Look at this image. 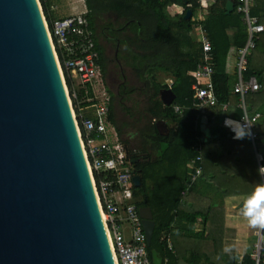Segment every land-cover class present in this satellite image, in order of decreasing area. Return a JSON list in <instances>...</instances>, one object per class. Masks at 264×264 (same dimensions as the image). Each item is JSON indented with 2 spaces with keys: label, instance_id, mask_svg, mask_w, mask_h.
I'll list each match as a JSON object with an SVG mask.
<instances>
[{
  "label": "trees",
  "instance_id": "trees-1",
  "mask_svg": "<svg viewBox=\"0 0 264 264\" xmlns=\"http://www.w3.org/2000/svg\"><path fill=\"white\" fill-rule=\"evenodd\" d=\"M47 22L54 19L47 0H39ZM87 18L95 33L100 52L104 81L107 75L108 58L98 31L106 30L115 43V59L122 80L115 92L110 89V119L127 149L128 157L136 174L141 176V187L134 188L138 208H151L155 228L151 245L166 262L178 264L181 255L168 247L167 238L176 220L195 222L201 218L206 225L210 210L186 211L182 207L184 192L190 187L191 168L188 162L198 155L194 148L197 138L202 140V175L215 170V157L229 139L205 141L198 130V120L203 116L196 106L194 84L202 83L195 76L201 45L193 32L194 24H200L212 47L213 83L217 105L206 109L211 118L243 116L239 95L234 92L237 80L238 49L245 45L247 27L236 7L226 13L227 0H216L209 6L208 15L195 21L193 16L201 6V0H84ZM183 7L182 13L172 12V6ZM190 9L192 16L185 19ZM252 14L264 23V12L256 7ZM114 17H113V16ZM113 17V18H112ZM171 77L170 89L176 97L171 105H165L160 90L168 88L158 79ZM255 76L260 89L247 94L245 102L249 112H260L255 131L264 139V31L258 36L256 47L248 58L244 77ZM131 77L134 82H130ZM66 84L72 92V83L66 75ZM137 81V83H136ZM81 93V92H80ZM76 105V100L73 99ZM89 103H83L86 106ZM226 105L222 108V105ZM180 110L176 111L175 106ZM123 110L124 118L117 119L115 108ZM75 111L79 113L78 107ZM165 123L167 130L158 127ZM248 141L249 152L254 148ZM240 141V140H238ZM243 141V140H242ZM229 142V141H228ZM256 147L261 153L262 142ZM261 149V150H260ZM264 157V156H263ZM258 191L261 187H258ZM257 192V191H256Z\"/></svg>",
  "mask_w": 264,
  "mask_h": 264
},
{
  "label": "water",
  "instance_id": "water-1",
  "mask_svg": "<svg viewBox=\"0 0 264 264\" xmlns=\"http://www.w3.org/2000/svg\"><path fill=\"white\" fill-rule=\"evenodd\" d=\"M42 11L39 0H0V264H115ZM175 97L160 90L165 105ZM139 212L150 246L152 211Z\"/></svg>",
  "mask_w": 264,
  "mask_h": 264
},
{
  "label": "built area",
  "instance_id": "built-area-1",
  "mask_svg": "<svg viewBox=\"0 0 264 264\" xmlns=\"http://www.w3.org/2000/svg\"><path fill=\"white\" fill-rule=\"evenodd\" d=\"M254 3V0H235L236 10L242 15L247 27L246 43L237 52V80L234 84L243 116L238 120L226 117L223 124L240 122L250 125L249 139L255 147L258 138L255 123L260 113L249 114L245 98L247 94L259 90L260 84L255 76L244 77L248 58L256 47L258 36L264 31V23L260 17L251 12ZM86 14L87 8L84 6L80 12L54 18L50 24L45 17L44 21L65 86L66 75L72 83V92L68 87L66 91L115 264H152L142 217L134 196L133 177L136 173L127 149L110 119L111 96L103 83L100 52ZM193 32L201 45L195 76L202 80V83L193 85L194 97L196 106L205 115L206 109L218 102L212 78V47L200 24H194ZM171 84L172 82L166 81L167 86L170 87ZM73 99L76 100V105L73 104ZM86 102L89 104L81 106ZM75 107H78L79 113L75 111ZM174 108L176 111L180 110L177 105ZM85 110L91 111L85 114ZM231 136L233 137L232 131ZM194 148L198 155L189 161L192 170L190 185L202 175L203 145L200 138L194 141ZM255 150L264 184V157L257 148ZM253 208L257 213H264V206L257 205ZM258 226V240L251 255L254 264H264V226ZM167 243L172 249L168 238Z\"/></svg>",
  "mask_w": 264,
  "mask_h": 264
},
{
  "label": "crops",
  "instance_id": "crops-1",
  "mask_svg": "<svg viewBox=\"0 0 264 264\" xmlns=\"http://www.w3.org/2000/svg\"><path fill=\"white\" fill-rule=\"evenodd\" d=\"M215 1L201 0V6L193 19L195 21L204 19L209 13V6ZM254 1V8L258 7L264 12V0ZM175 13L182 12L175 9ZM158 74L162 77L164 72L159 71ZM166 81L172 82L171 77L166 78L164 83ZM245 106L251 115L260 113L249 112L246 102ZM225 107L226 105H222V108ZM223 119L213 117L209 121L207 115H203L198 120V130L202 133L203 140L214 141L221 138L226 141V137L229 142L225 144L229 143L230 147L220 148L218 156L215 157V170L207 175H201L191 184L184 192L182 201V207L186 211L209 209L210 214L214 215V226L213 224L208 226V220L204 225L201 218L195 222L176 220L168 236L172 250L181 255L179 259L188 264H254L251 254L258 240L259 226H251L247 215L257 213L251 206V201L258 187L264 186L255 150L257 140L261 141L263 145L261 154L264 156V139L258 136L255 147L249 140L254 148L252 154L247 148L248 141L234 139L229 128L223 124ZM237 133L240 135L242 131ZM188 167L190 168L189 162ZM139 187L141 185L138 187L134 185V188ZM177 235L181 236L182 240L175 241ZM164 262L166 259L163 258L162 264Z\"/></svg>",
  "mask_w": 264,
  "mask_h": 264
},
{
  "label": "rangeland",
  "instance_id": "rangeland-1",
  "mask_svg": "<svg viewBox=\"0 0 264 264\" xmlns=\"http://www.w3.org/2000/svg\"><path fill=\"white\" fill-rule=\"evenodd\" d=\"M207 1H212V0H207ZM48 5H49V11L51 12L53 18H59L64 15H68L71 13H77L80 12L81 10L84 9L85 2L84 0H47ZM40 3V1H39ZM41 5V3H40ZM42 9V6H41ZM175 9L180 12L183 11V7L175 6V8H172V12H175ZM43 12V11H42ZM44 15V13H43ZM197 15V14H196ZM113 16V15H112ZM45 17V16H44ZM114 17V16H113ZM112 17V18H113ZM104 33H107L106 30H104ZM111 39V38H109ZM102 44L104 45L105 48V54L108 58V65H107V75H106V80L103 81L105 84L107 90H111L115 92L117 85L122 81L120 79L119 73L121 72L120 67H118L116 59H115V43L112 40H105L103 37L100 39ZM130 82H134V80L131 77H128ZM161 83H163L164 79L160 77L158 79ZM66 81V80H65ZM137 83V81H136ZM67 87V84H66ZM89 111L91 110H85V114H89ZM115 114L116 118L123 119L124 114L123 110H120L119 106H116L115 108ZM240 131L237 129V132ZM261 150V149H260ZM205 210V209H204ZM210 217L208 218V226L212 225L214 226L215 220L213 219V214L209 215ZM181 236H175V241H180ZM198 244V243H197Z\"/></svg>",
  "mask_w": 264,
  "mask_h": 264
},
{
  "label": "clouds",
  "instance_id": "clouds-1",
  "mask_svg": "<svg viewBox=\"0 0 264 264\" xmlns=\"http://www.w3.org/2000/svg\"><path fill=\"white\" fill-rule=\"evenodd\" d=\"M237 125L245 131L242 134L237 135ZM226 127H229V130L233 132L234 139H245L251 137L250 125L243 124L240 122H234L232 124L225 123ZM257 205L264 206V186L261 187V190L257 191L254 195V198L251 201V206L256 207ZM249 217V223L251 226H264V213H256L255 215H247Z\"/></svg>",
  "mask_w": 264,
  "mask_h": 264
},
{
  "label": "flooded vegetation",
  "instance_id": "flooded-vegetation-1",
  "mask_svg": "<svg viewBox=\"0 0 264 264\" xmlns=\"http://www.w3.org/2000/svg\"><path fill=\"white\" fill-rule=\"evenodd\" d=\"M98 34H99L98 36H99L100 39L103 37L105 40H109L108 34L104 33L103 30H99ZM117 88H118V85H117ZM117 88H116V90H117Z\"/></svg>",
  "mask_w": 264,
  "mask_h": 264
},
{
  "label": "bare ground",
  "instance_id": "bare-ground-1",
  "mask_svg": "<svg viewBox=\"0 0 264 264\" xmlns=\"http://www.w3.org/2000/svg\"><path fill=\"white\" fill-rule=\"evenodd\" d=\"M237 128H239V127H237Z\"/></svg>",
  "mask_w": 264,
  "mask_h": 264
}]
</instances>
